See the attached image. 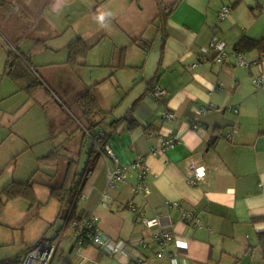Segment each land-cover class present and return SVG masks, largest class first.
Masks as SVG:
<instances>
[{
    "label": "crops",
    "instance_id": "1",
    "mask_svg": "<svg viewBox=\"0 0 264 264\" xmlns=\"http://www.w3.org/2000/svg\"><path fill=\"white\" fill-rule=\"evenodd\" d=\"M82 8L88 11L84 13ZM92 9L100 19H115L113 22L119 28L113 34L120 31L122 35L108 62L97 54L96 48L88 58L86 54L107 38L106 27L94 30L90 48L83 57L81 49L73 47L81 44L82 20H86ZM218 9L215 11L208 0H181L163 17L159 31L142 43L134 37L139 34V22L131 16L143 11L135 6L134 0H0V47L6 41L11 50L9 56L7 50L2 55V59L7 55L4 73L20 84L17 95L26 93L24 99L39 109L36 126L41 139L36 143H44L47 152L42 159L51 165L58 161L60 148L64 150L62 155L67 154L63 182L49 186L50 189L69 187L70 191L72 183L82 176L83 172H78L77 180L73 178L77 159L70 156L72 147L79 155L87 152L86 168L90 159L95 158L82 185L83 197L79 198L72 217L96 214L101 229L115 240L144 236L152 244L151 248L138 244L129 251L135 258L145 257L149 264L173 261L263 264L258 232L264 230V218L253 219L264 216V52L244 51V58L251 63L249 66L240 65L234 54L218 62L217 50L209 46L213 37L224 40L229 53L244 35L259 39L250 25H241L243 21L237 8L231 6L224 18L219 17L221 8ZM122 22L129 26L127 30L120 27ZM71 24L78 29L69 30ZM72 41H76L73 46ZM122 44L124 48L120 47ZM51 58L53 64L49 63ZM103 65L110 66L108 71L113 77L104 78L113 81L114 93L106 102L94 96L97 108H82L79 96L87 90L93 93L94 89L86 82L87 77L84 76L85 81L79 78L81 70ZM126 66L129 68L123 70L129 71L131 80L123 84L124 76L118 75L115 68ZM103 71L107 70L103 68ZM257 77H261V83L256 81ZM90 78L95 88H99L101 79ZM152 84L166 90L165 99H157L148 92ZM63 104L69 106L73 118L84 130L82 145L75 143V129L65 121L70 113ZM168 111L174 112L173 119L164 118ZM104 118L106 123L101 121ZM191 119H195L197 127L190 126ZM18 122L10 119L6 138L21 136V122L15 128ZM87 128L92 132L105 130L107 142L122 163L129 164L141 155L145 157L150 166L147 196L135 195L132 191L135 176L128 183L108 188V163L95 156V142L86 132ZM231 130L233 135L228 138ZM166 134L177 140L175 146L160 154L152 153L153 148L160 146V137ZM56 136L64 139L56 143ZM32 142L27 137L28 147ZM192 165L206 170L196 185L189 181ZM11 181L30 182L33 190L32 196L12 198L25 197L31 205L39 204L32 178ZM3 188L0 201L10 199ZM50 189L46 196L68 208L67 194L61 197L63 194L57 191L53 195ZM105 190L115 200L101 204ZM131 199L146 217L159 214V226L141 225L127 206ZM187 209L193 210L199 221L184 222L182 217ZM36 216L41 218L35 223L41 229L16 259L43 240L60 236L52 264H129L124 256L110 255L92 243H83L78 232L68 225L67 212L63 219L59 214L48 227L42 225L44 216L49 218L46 214ZM68 227L71 230L66 232ZM164 228L178 233L187 243L173 242L169 248L171 254L157 255L159 240L154 234ZM256 250L259 253L255 257Z\"/></svg>",
    "mask_w": 264,
    "mask_h": 264
},
{
    "label": "rangeland",
    "instance_id": "2",
    "mask_svg": "<svg viewBox=\"0 0 264 264\" xmlns=\"http://www.w3.org/2000/svg\"><path fill=\"white\" fill-rule=\"evenodd\" d=\"M180 1L181 0H134L135 6L139 7L140 11H143V13L139 15L131 16V18L135 22H139V34L134 37L136 39H140L142 43H145L144 41L146 39H151L162 26L163 17L168 15L172 7H176ZM208 1L215 11L219 10L218 8H222L224 5H234L235 9L237 8V12H239L241 20L243 21V24L241 25H243L244 27L250 25V28L256 31L257 37H264V0ZM82 11L86 13L88 10H84V8H82ZM215 16L218 17V14L215 13ZM113 20L115 19H100V17L94 13L93 9L86 17V20H82L84 21V25L80 27L81 31L84 33V35L82 36L86 37L87 39L82 37L81 44L75 46H73V44L77 40L75 42H71V45L73 47L80 48L82 50V52L80 53L81 57H83L84 53L91 45L89 41L90 36L100 27H106L109 32L107 38L101 41L98 45L95 44L96 46L91 47L86 54L88 58L90 54L93 55V51L96 48L97 54L99 56H104L106 62L109 61L116 47V44L121 40L122 36L120 31L118 32V34H113V32L116 31L117 28H119L115 25V22H113ZM217 20L219 22L223 21V19L220 20L219 17L217 18ZM120 27L124 28L125 30L129 28V26H127L124 22H122ZM87 28H89V30H87ZM68 29L71 31H76L78 27L75 26V28H73L71 24L70 26H68ZM120 47L124 48L123 44ZM4 50H7V54L9 52V56L11 50L9 49L6 41L4 46L0 47V98L6 97L4 101L3 99H0V190L12 179L24 178L29 180L32 178V183L35 186L36 194H38L39 196V204H37L38 202H36L37 205H31V201L29 202L25 197L10 198L8 200L6 198L1 199L0 260L11 259L22 254V249L26 247V244H30L34 241L36 237L34 235H37V232L41 229L38 225L35 224L39 220H41L40 217L36 216L37 213L41 216H43L44 213L49 217L46 218L44 216L42 220V225L48 227V225H51L54 220H57L56 217L59 214L61 215V219H63L64 216L66 217V212L67 214L71 213L72 216L74 211L76 210L75 206L79 201V196L76 194V192H70L69 194H67V208V206L61 207V204L57 199H51L46 196L50 189L49 186H58L62 184L67 166V159L64 156L67 154L62 155L64 150L60 148L58 161L53 162L51 165L48 164L46 160L42 159V156H44L43 154L47 152L46 148L43 147L44 143H36V141H39V139H41L38 138L39 131L36 126L37 113L39 112V109L31 102L24 99L26 93L17 95L16 91L19 88L20 84L9 78V76L5 75L4 71L6 66L4 64V59L7 57V55L2 59ZM29 53L31 52L29 51ZM31 54L33 55V53ZM49 61L50 64H53L52 58L49 59ZM103 68H105L107 71L104 72ZM109 68V65L105 67L103 65L94 67L92 69H84L81 70V73L79 75V78L84 81V76L87 77L86 82H88L89 85L93 87L94 96L97 98V100L103 102L108 101L111 94L114 93V91L112 90L115 89L113 81H107L104 78L106 77L107 79L113 77V75L111 74L112 72L108 71ZM126 68L129 67L126 66L122 67L121 69L115 68L118 75L124 76L123 84L128 83L131 80L129 71L123 70ZM2 71L3 73H1ZM41 71L43 72V70ZM43 73L45 74V72ZM104 73L106 76H102V74L104 75ZM90 77H97L98 79H101L100 81H102V84L99 88H95L96 85L95 83L91 82L93 81V79H91ZM53 91L56 93L55 90ZM57 98L59 99V101H61L59 97ZM63 106L66 108L67 112L70 113L68 114L66 112L70 119L68 117H65V121L68 122L69 127L72 126L71 129H75L76 136L74 138H77L75 143H80L82 145V142L85 138L84 130L79 124L78 120H75L73 118L74 116L69 106L64 104ZM11 108H13L14 110L11 111ZM10 119L15 120L16 122L17 120H20L23 126V128L20 129L21 136L16 137L14 135H10L6 138V135L9 133L8 130L10 129ZM101 121H105L106 123V118L102 119ZM20 122H18L15 128H18L20 126ZM42 125L44 128L43 122ZM103 129H107V125H105ZM27 137H29L30 141H33L30 147H28L26 144ZM62 139H64V137L58 138L56 136L55 141L56 143H59V141H61ZM71 152L72 153H70V156L77 159V164L74 171V177H76L78 172L82 173L86 168L85 164L87 162L88 155L85 151H83L79 155V152L73 151V147L71 149ZM52 174H55V176L51 180ZM79 179H82V176ZM81 202L82 201L80 200L79 205L81 204ZM69 228L71 227H68L66 232H68V230H71ZM258 253L259 251L256 250L255 257L258 256Z\"/></svg>",
    "mask_w": 264,
    "mask_h": 264
},
{
    "label": "built area",
    "instance_id": "3",
    "mask_svg": "<svg viewBox=\"0 0 264 264\" xmlns=\"http://www.w3.org/2000/svg\"><path fill=\"white\" fill-rule=\"evenodd\" d=\"M231 6L224 5L220 12L219 17L224 18L229 11ZM210 48L217 50L216 60L218 62H223L224 58L229 55H236L238 57V63L240 65L249 66L250 62H247L243 56V52L232 50L228 52L227 43L224 40L219 39L218 37H213L209 44ZM256 81L261 83V77H257ZM148 92L154 94L156 97H163L166 95V90L157 86L150 85ZM199 114V112H198ZM164 117L167 119H173L175 117L174 112L168 111L164 113ZM190 126L195 128L198 126L195 119L190 120ZM86 132L89 133L94 142H95V156L104 158L108 163V174H107V185L108 188L112 189L118 187L122 183H128L130 177L135 176L136 181L132 187V191L135 195L147 196L150 193V188L148 186V173L150 171V166L145 161L143 155L139 156L136 160L129 164L122 163L121 160L117 157L111 145L107 142L105 137V130L98 129L96 132H92L88 128ZM233 135V130L227 133V137L231 138ZM177 143V140L172 138L169 134L160 137V146L153 148L152 153L160 154L168 147H174ZM90 171V166L85 168L82 174V179L77 180L75 187V192L79 198L83 197L82 185L85 179V175ZM206 174V170L195 165L190 167L189 172V181L191 184H198L199 180L202 179ZM115 200L114 195L109 191L105 190L102 194L101 204H108ZM127 206L136 214V218L141 225H144L148 228L159 226L160 215L149 218L145 216L143 209L132 199L127 202ZM67 223L72 228H74L79 235L80 240L83 243H92L110 255H120L128 259L129 264H149L145 257L140 256L135 258L131 255L129 248L138 244H142L144 247H151L152 244L149 243L144 236L139 237L138 239H113L106 232H104L99 225V216L94 213H90L85 217H72L71 213L67 216ZM182 220L184 222H193L199 221L193 210L187 209L183 213ZM159 240V248L157 255L171 254L170 246L173 242L176 244L187 243V240L183 239L178 233L172 232L168 228L159 230L158 233L154 234ZM60 243V236L55 238H48L43 240L40 244L35 245L30 248L23 254L21 258L15 260L11 264H52L54 256L58 250ZM168 255V254H167ZM170 256V255H169ZM174 262V261H173ZM171 264H178V263Z\"/></svg>",
    "mask_w": 264,
    "mask_h": 264
},
{
    "label": "trees",
    "instance_id": "4",
    "mask_svg": "<svg viewBox=\"0 0 264 264\" xmlns=\"http://www.w3.org/2000/svg\"><path fill=\"white\" fill-rule=\"evenodd\" d=\"M232 7H234V5H232ZM173 9H174V6L172 7V9L170 11H172ZM233 50H237L240 52L259 50V51L264 52V37L257 39V38H253V37L244 35L236 42L235 46L233 47ZM81 52H82V50H81ZM34 76L37 77L36 74H34ZM41 84L43 85L42 82H41ZM43 86H41V88ZM44 90H47V89L44 88ZM165 96L157 97V99H165ZM78 103L80 104V106L82 108H84V107H86V108H88V107L97 108L96 98L94 97L93 93L90 90H87L85 93H83L82 95L79 96ZM132 122H133V120H132ZM105 134H106V132H105ZM103 139H106V135ZM94 160H95V158L93 160L90 159V162L87 164V167L90 166V171L94 165ZM89 172L85 175V177L88 176ZM73 178H76V177L73 176ZM76 184H77V181L72 183L70 191H68L69 187L68 188L52 187V189H51L52 194L56 195L57 191H60L61 194H63L60 196L66 197V194H69L70 192H75ZM3 192L6 194L7 198H12V197H16V196H20V195H24V194L29 195V196L33 195L32 184L30 182L22 183V182H17V181H11L3 188ZM262 218H264V216L256 217L253 220L262 219ZM258 239H259V246L261 247L263 264H264V230L258 232ZM139 245L144 247L142 244H139ZM145 248H151V247H145ZM18 259L19 258L16 259V257H14L11 259L0 260V264H11L15 260H18Z\"/></svg>",
    "mask_w": 264,
    "mask_h": 264
}]
</instances>
